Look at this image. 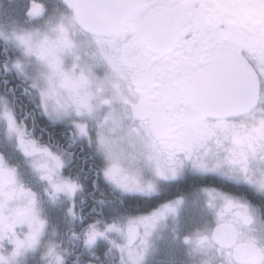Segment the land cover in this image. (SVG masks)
Here are the masks:
<instances>
[{"label":"snow or ice","instance_id":"6c2138e0","mask_svg":"<svg viewBox=\"0 0 264 264\" xmlns=\"http://www.w3.org/2000/svg\"><path fill=\"white\" fill-rule=\"evenodd\" d=\"M0 264H264V0H0Z\"/></svg>","mask_w":264,"mask_h":264}]
</instances>
